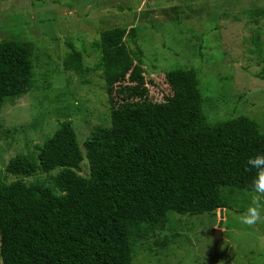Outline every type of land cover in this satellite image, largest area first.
Wrapping results in <instances>:
<instances>
[{
    "label": "trees",
    "instance_id": "1",
    "mask_svg": "<svg viewBox=\"0 0 264 264\" xmlns=\"http://www.w3.org/2000/svg\"><path fill=\"white\" fill-rule=\"evenodd\" d=\"M137 37L136 28H114L94 43L110 128L96 129L83 151L72 124L63 123L37 146L36 161L19 155L7 166L23 177L61 172L54 191L0 182L1 264H133L136 242L167 228L173 213L231 211L226 192H254L259 171L248 160L264 153L260 125L247 116L211 122L197 73L148 74L144 51L129 45ZM32 50L0 43V113L8 99L33 91ZM62 65L87 83L81 51L72 47ZM86 159L90 176L80 175Z\"/></svg>",
    "mask_w": 264,
    "mask_h": 264
},
{
    "label": "rangeland",
    "instance_id": "2",
    "mask_svg": "<svg viewBox=\"0 0 264 264\" xmlns=\"http://www.w3.org/2000/svg\"><path fill=\"white\" fill-rule=\"evenodd\" d=\"M114 28H136L143 66L152 74L194 70L204 113L214 124L247 116L264 132V0H0V43L32 44L35 86L10 98L0 113V182H23L54 191L61 170L31 177L9 175L13 158L34 161L63 123H71L79 145L98 128L111 127L106 81L95 70L94 43ZM84 55L87 83L64 68L72 47ZM80 175L90 176L87 159ZM225 211L223 240L216 245L220 211L201 216L172 214L165 229L135 244L133 264H264V219L240 222L254 198L236 191ZM264 215V213H262ZM168 240L169 246L160 243ZM1 264V263H0Z\"/></svg>",
    "mask_w": 264,
    "mask_h": 264
},
{
    "label": "clouds",
    "instance_id": "3",
    "mask_svg": "<svg viewBox=\"0 0 264 264\" xmlns=\"http://www.w3.org/2000/svg\"><path fill=\"white\" fill-rule=\"evenodd\" d=\"M248 164L259 171L254 191L259 196H264V153H258L255 157L250 158ZM262 213H264V204H261L259 199L254 198L247 210L241 215L240 222L245 225H254L264 219Z\"/></svg>",
    "mask_w": 264,
    "mask_h": 264
},
{
    "label": "water",
    "instance_id": "4",
    "mask_svg": "<svg viewBox=\"0 0 264 264\" xmlns=\"http://www.w3.org/2000/svg\"><path fill=\"white\" fill-rule=\"evenodd\" d=\"M219 211H220V222H219L218 228H215L213 230V236H214V240H215L216 245H219L223 240V236H224L223 227L225 224V211H226V209L222 208V209H219Z\"/></svg>",
    "mask_w": 264,
    "mask_h": 264
}]
</instances>
